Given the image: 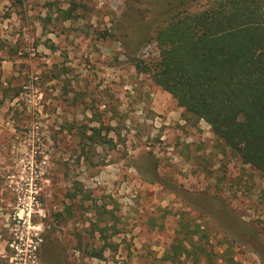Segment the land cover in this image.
<instances>
[{
  "label": "rangeland",
  "instance_id": "1",
  "mask_svg": "<svg viewBox=\"0 0 264 264\" xmlns=\"http://www.w3.org/2000/svg\"><path fill=\"white\" fill-rule=\"evenodd\" d=\"M212 1L0 0V264H264V176L134 65Z\"/></svg>",
  "mask_w": 264,
  "mask_h": 264
},
{
  "label": "trees",
  "instance_id": "2",
  "mask_svg": "<svg viewBox=\"0 0 264 264\" xmlns=\"http://www.w3.org/2000/svg\"><path fill=\"white\" fill-rule=\"evenodd\" d=\"M167 15L154 37L158 60L135 61L136 69L150 75L189 118L204 121L243 164L264 176V0H213L197 12ZM132 19L138 23L139 19ZM129 24L120 25L119 30ZM156 170L149 163L143 175L158 181ZM211 215L219 227L242 226L228 210L222 216L213 210ZM250 228L244 231L254 238L255 230ZM235 238L240 244L249 239L246 235ZM49 245L44 263L65 264L58 247ZM190 255L185 246L175 243L163 260L182 264V258Z\"/></svg>",
  "mask_w": 264,
  "mask_h": 264
}]
</instances>
